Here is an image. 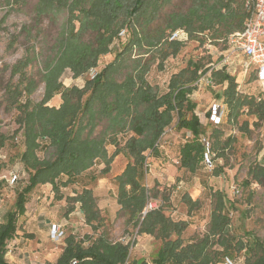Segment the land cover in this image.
<instances>
[{"label":"trees","instance_id":"obj_1","mask_svg":"<svg viewBox=\"0 0 264 264\" xmlns=\"http://www.w3.org/2000/svg\"><path fill=\"white\" fill-rule=\"evenodd\" d=\"M22 2L26 0H9V5L14 7ZM235 2L198 0L187 13H171L166 27L160 28L153 23L170 0H37L34 26L24 25L20 31L26 34V39L34 28L36 37L43 35L45 21L54 26L62 14L65 20L53 43L47 44L44 37L40 38L39 43L28 45L25 54L11 66V76L19 75V83H24L22 89L19 83L8 84L7 92L19 110L17 130L24 142L20 161L29 176L27 184L16 192L13 207L0 221V264H10L6 260L7 242L17 235V223L27 211L28 197L39 185L50 183L55 197L62 200L61 187L76 182V178L92 168L97 160L105 163L102 172H109L114 156L119 153L133 160L115 177L117 202L127 215V223L137 228V234H149L161 240L153 264H207L211 260L207 255L212 251L204 249L210 244L222 247L215 251V257L219 254L233 258L232 250L238 246L240 251L244 250L246 260H251L250 264H264V240L252 233L247 234L248 239H238L232 246L226 196L222 193L216 192L219 196L208 232L191 242L185 243L182 237L187 227L184 220H174L161 208L143 214L150 200L149 189L143 183L148 171L146 152L158 153L159 139L166 128L175 122L177 128L192 134L181 147V167L195 172L202 165V125L195 112L197 103L191 95L196 90L197 80L212 68L203 69L200 63L190 61L187 67L171 76L168 90L160 92L147 79L148 60L139 53L132 58L133 49L165 45L164 58H167L178 54L194 33L214 29L219 39L224 33L237 31L243 27L250 11L246 0L238 6L240 8H233ZM3 20H0V27ZM220 24L225 26L223 30L216 28ZM180 29L188 33V40H170L172 32ZM125 33L129 40L123 50L100 70L96 69L99 59L111 53V45L116 39L121 40ZM18 37L19 33L14 32L8 47L13 48ZM37 60L42 63L40 74L45 94L41 101L33 103L29 96L35 90L36 80L27 75L25 69ZM92 68L97 74L88 77L83 87H67L60 79L66 69L77 78ZM212 75L219 76V83L227 82L223 96L229 119L236 120L245 108L264 118V101L257 102L239 92L234 75L224 69L212 70ZM24 92L27 97L23 101L20 98ZM57 94L61 95V104L49 105ZM128 132L132 135L121 146L118 136ZM110 144L116 147L113 154L108 150ZM45 145L55 149L54 158L38 155L37 151ZM219 171L221 168L215 170V174ZM250 173L257 182L264 181V165L255 166ZM66 199L79 203L86 223L94 230L99 228L102 216L92 189L85 187ZM186 202L190 210L199 205V200L189 195ZM74 209V206L69 207L67 213ZM24 235L32 237L33 234ZM85 241L70 234L56 262L46 264H121L131 247L130 242H113L103 234L92 239L88 246L84 245ZM134 263L148 264L143 259L134 260Z\"/></svg>","mask_w":264,"mask_h":264},{"label":"rangeland","instance_id":"obj_2","mask_svg":"<svg viewBox=\"0 0 264 264\" xmlns=\"http://www.w3.org/2000/svg\"><path fill=\"white\" fill-rule=\"evenodd\" d=\"M242 1L244 0H236L233 3V8H240L238 6H242ZM36 2L37 0H26V2L12 7L9 5V0H0V20L4 19L0 27V143L3 142L0 145V198L3 199L0 206V221L4 220L5 213L12 208L16 192L27 184L29 176L20 161L24 142L21 132L17 130L19 128V110L14 99L7 92L8 84L19 83V75L11 76V66L25 54L28 45L33 42L39 43L40 38L44 37L47 44L53 43L65 20L64 14H62L58 24L54 26H49L45 21L43 35L36 37L34 28L32 35L28 36L27 40L26 34H20V31L24 25L34 26ZM195 2L198 0H170V3L162 8L160 17L153 25L165 28L171 13H187ZM216 28L223 30L225 26L220 24ZM14 32L19 33L20 37L14 47L10 48L8 44ZM227 36L229 34L224 33L221 38H216L214 29L203 33H194L193 37L191 36L184 43L178 54L170 55L167 58H164L165 45L151 49L134 48L132 53V58H136L139 53V56L148 60L150 69L147 79L152 85L157 86L160 92L168 90L171 76L187 67L190 61L200 63L203 69L212 68L197 80L198 82L195 83L197 87L191 98L197 103L195 112L200 118L202 132L210 136L214 149L220 154L215 162V168L211 170L201 165L195 172H191L181 167L180 150L182 145L192 137V134L186 129L177 128L175 122L166 128L159 139L158 153L152 155L150 151L146 152L148 171L143 183L149 189L150 200L155 201L158 208L164 210L167 216L174 220L187 222V227L182 233L185 243L202 238L208 232L212 210L220 193L226 196V212L230 218L229 240L232 242V246L238 239H248V233L264 240V181L257 182L250 173V170L255 166L264 165V118H260L252 111L248 112V108H245V111L236 120L225 116L224 123L215 127L205 116L210 106L227 86V82L219 83V76H211L212 70L225 69L234 75L238 83V90L242 94L255 98L259 93V84L255 77L246 76L241 67L240 61L243 59L241 54L234 53L230 59L226 58L231 50ZM197 37L204 39L198 40ZM128 40L129 36L126 33L122 35L121 40L116 39L111 45V53L99 59L96 69L100 70L111 62L115 55L127 45ZM40 68H42V63L37 60L25 69L27 75L36 80L35 90L29 96L33 103L41 101L45 94V83L41 79ZM90 76L91 74L88 72L74 78L72 71L66 69L60 79L67 87L73 85L83 87L86 79ZM209 76H211V84L208 82ZM201 78L202 81H200ZM18 86L22 89L24 83H19ZM26 97L24 92L20 99L24 101ZM61 102V95L57 94L48 104L59 106ZM130 135L132 132L118 136L121 146ZM108 150L110 154H113L116 147L114 144H110ZM37 153L41 158L50 159L54 158L56 154L55 149L47 145L39 149ZM132 160L124 153H119L114 156L110 171L107 173L102 172L105 163L102 160H97L92 168L76 178V182L67 187H61V193L64 195L62 200L55 197L53 190L37 191L35 189L28 197L25 215L20 216L18 220L16 236L27 238L24 243L33 239L32 245L29 246L31 252L42 251L47 257L52 254L49 255L52 261L61 253L65 246V238L70 234L74 235L76 239L86 240L85 246H88L91 240L100 234L105 235L113 242L126 243L131 239L130 242L134 241V245L132 246L131 243L130 258L152 261L161 240H157L149 234H137V228L127 223V215L120 210L121 207L117 202L118 185L115 177ZM220 168L219 174H215V170L218 171ZM12 174L18 176L15 183H10L7 180ZM85 187L92 189L102 216V223L97 230L92 229L86 223L84 215L80 211V204L66 199L81 192ZM187 195L193 200H199V205L196 208L189 209L186 202ZM71 206H74L75 209L69 215L67 210ZM52 223L63 226L66 232L63 239L58 241L51 239ZM39 230H42L39 240L40 247L37 246V241L34 239L36 234L32 233V237L24 235L30 233L27 231L38 232ZM88 237L91 238L88 239ZM10 241L7 242L10 246L8 250L13 249ZM20 248H23V245ZM207 249L212 251L207 255L211 259L207 264H229L227 258L232 260L233 264H250L251 262V260H246L243 254L244 250L240 251L238 246L232 250L233 258L219 254L215 257V251L222 249L218 244L207 245L204 251ZM41 260L44 259L34 258V262Z\"/></svg>","mask_w":264,"mask_h":264},{"label":"built area","instance_id":"obj_3","mask_svg":"<svg viewBox=\"0 0 264 264\" xmlns=\"http://www.w3.org/2000/svg\"><path fill=\"white\" fill-rule=\"evenodd\" d=\"M246 4L250 14L241 29L229 34L227 42L231 44V50L226 58L230 59L234 53L241 54L243 59L240 61V64L245 75L254 76L259 84V93L255 96V100L264 101V0H246ZM169 39L186 41L188 40V33L182 29L176 30L172 32ZM89 72L92 77L97 74L95 68L90 69ZM202 80L201 78L200 81ZM226 113H228L227 104L224 101L216 99L208 111V120L213 126L218 127L224 123L225 116H228ZM200 141L204 147L201 164L205 168L213 170L215 162L219 158L218 152L214 149L213 141L206 133L200 135ZM7 180L10 183H15L18 180V176L12 174ZM235 191L237 192L238 190ZM2 202L3 199L0 198V206ZM157 208V203L149 200L143 214ZM65 235L66 232L61 224H51L50 237L52 240L58 241L63 239ZM130 241L131 239L127 240L126 243ZM130 243H132V246L134 245V241ZM227 262L229 264L234 263L229 258H227ZM121 264H135L134 260L130 258V253Z\"/></svg>","mask_w":264,"mask_h":264},{"label":"crops","instance_id":"obj_4","mask_svg":"<svg viewBox=\"0 0 264 264\" xmlns=\"http://www.w3.org/2000/svg\"><path fill=\"white\" fill-rule=\"evenodd\" d=\"M225 70V69H224ZM211 76L212 75V71H211ZM211 76H209V80L208 82L211 84L210 81L211 80ZM202 77V76H201ZM226 88V87H225ZM224 88V89H225ZM223 89V90H224ZM218 100H221V101H224V96H223V91L222 93L218 96ZM225 102V101H224ZM209 111V110H208ZM229 112V110H228ZM206 118L208 120V112L206 113ZM209 121V120H208ZM203 133V132H202ZM201 133V134H202ZM192 138V137H191ZM190 138V139H191ZM43 189H48L50 191H52V185L50 183H46V184H42V185H39L36 190L37 191H40V190H43ZM14 204V203H13ZM13 207V206H12ZM81 211V210H80ZM7 213V212H6ZM6 213H5V216H6ZM72 213H70L69 215H71ZM48 222V221H47ZM27 232H30V233H34L36 234L35 238L36 241H37V246L40 247L41 246V242H39L40 240V235H41V232L42 230H39L38 232L37 231H27ZM23 234V233H22ZM27 239V238H26ZM26 239H24V236L23 237H18L16 236L14 239H12L10 241V243L12 242V245H13V249H9L8 250V253H6V260L8 261V263L10 264H46L47 262H56V260L58 259V257L60 256V254L57 256V258L52 261L49 257V255H52V254H49L48 257L45 256V254L42 253V251H37V252H31L29 246L32 245V241L33 239L29 240L27 243H24V241H26ZM61 240V239H60ZM125 243V242H124ZM26 244V245H25ZM23 245V248H20V246ZM7 247H10L9 244L7 245ZM65 247V246H64ZM160 248V246H159ZM64 249V248H63ZM62 249V251H63ZM15 250H18V251H15ZM159 250V249H158ZM61 251V252H62ZM34 258H38V259H44V260H41L39 262H34ZM141 258H136V260H139ZM147 261V260H146ZM148 264H153V262L150 260V261H147Z\"/></svg>","mask_w":264,"mask_h":264}]
</instances>
